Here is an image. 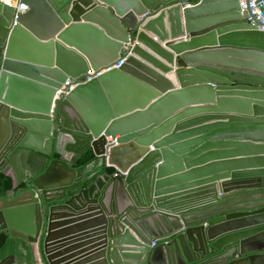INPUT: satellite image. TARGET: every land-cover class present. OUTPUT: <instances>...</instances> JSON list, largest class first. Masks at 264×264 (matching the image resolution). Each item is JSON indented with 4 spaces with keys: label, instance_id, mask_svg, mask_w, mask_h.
<instances>
[{
    "label": "water",
    "instance_id": "obj_1",
    "mask_svg": "<svg viewBox=\"0 0 264 264\" xmlns=\"http://www.w3.org/2000/svg\"><path fill=\"white\" fill-rule=\"evenodd\" d=\"M3 1L0 172L13 187L0 234L32 264H264V32L250 10ZM115 154L121 170L104 173Z\"/></svg>",
    "mask_w": 264,
    "mask_h": 264
},
{
    "label": "trees",
    "instance_id": "obj_2",
    "mask_svg": "<svg viewBox=\"0 0 264 264\" xmlns=\"http://www.w3.org/2000/svg\"><path fill=\"white\" fill-rule=\"evenodd\" d=\"M93 159L91 151L76 158L75 167H81ZM104 173L109 175L115 173L113 168H104ZM101 186V182L98 181ZM12 189V178L0 172V197H4ZM14 255L19 264H32L33 255L29 246L20 241L9 238L6 233L0 234V260L7 255Z\"/></svg>",
    "mask_w": 264,
    "mask_h": 264
},
{
    "label": "built area",
    "instance_id": "obj_3",
    "mask_svg": "<svg viewBox=\"0 0 264 264\" xmlns=\"http://www.w3.org/2000/svg\"><path fill=\"white\" fill-rule=\"evenodd\" d=\"M240 3V9L242 14L247 13V9L250 10V15L255 17L259 22L258 30L264 32V0H238ZM247 1V4H246ZM6 4L16 8L17 12H26L28 10L27 6L25 5H16L13 1L6 0ZM122 60L118 64H112L106 68L99 70L98 72L89 70L85 75L76 78L70 79L68 78L60 89V93L66 94L71 91L73 88L80 84H85L95 78H97L100 74L107 72L111 69L118 68L124 60L127 58L126 54H122Z\"/></svg>",
    "mask_w": 264,
    "mask_h": 264
},
{
    "label": "crops",
    "instance_id": "obj_4",
    "mask_svg": "<svg viewBox=\"0 0 264 264\" xmlns=\"http://www.w3.org/2000/svg\"><path fill=\"white\" fill-rule=\"evenodd\" d=\"M0 2H4V1L0 0ZM109 140L110 139H107V141ZM120 162H121L120 154L109 155L104 168H113L115 171H119L121 170V166H123V165H120ZM99 167H100L99 162H95L88 169H86L85 174H88V175H90L91 173L93 174L96 170L99 169ZM6 175L11 177L12 173L9 171L6 173ZM12 187H13V182H12Z\"/></svg>",
    "mask_w": 264,
    "mask_h": 264
}]
</instances>
